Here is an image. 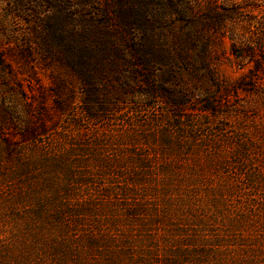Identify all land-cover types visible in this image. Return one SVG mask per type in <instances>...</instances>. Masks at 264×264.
<instances>
[{"label": "rangeland", "instance_id": "obj_1", "mask_svg": "<svg viewBox=\"0 0 264 264\" xmlns=\"http://www.w3.org/2000/svg\"><path fill=\"white\" fill-rule=\"evenodd\" d=\"M0 264H264V0H0Z\"/></svg>", "mask_w": 264, "mask_h": 264}, {"label": "trees", "instance_id": "obj_2", "mask_svg": "<svg viewBox=\"0 0 264 264\" xmlns=\"http://www.w3.org/2000/svg\"><path fill=\"white\" fill-rule=\"evenodd\" d=\"M139 91L138 90H135V91H133V92H129V94H137ZM144 93H142L141 91H140V94H143V95H145L146 97H153L154 96V93H153V91H151L150 89H148V91H143ZM172 108V107H171ZM107 111H110V110H107ZM84 112H85V114H86V116L88 117V118H92V119H95V118H100L101 116H104V114L105 113H103V111H101V110H99L98 112H97V115H95V114H93L94 113V110L92 109V108H84ZM134 206H133V208H135V209H138V208H136L137 206H136V204H133ZM137 211V210H136ZM132 214H134V213H131L130 215H132ZM186 244V243H185ZM184 244V245H185ZM187 244H192V243H187ZM184 251L185 250H181V251H179L178 253L177 252H169V254H167L168 256H171L172 257V259H174V258H176V259H178V260H181V258H180V256H181V254H183L184 253ZM170 261V260H169ZM168 261V262H169ZM172 262H175L174 260L172 261Z\"/></svg>", "mask_w": 264, "mask_h": 264}]
</instances>
